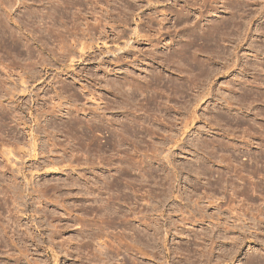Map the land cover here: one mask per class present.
<instances>
[{"label": "rangeland", "instance_id": "obj_1", "mask_svg": "<svg viewBox=\"0 0 264 264\" xmlns=\"http://www.w3.org/2000/svg\"><path fill=\"white\" fill-rule=\"evenodd\" d=\"M128 263L264 264V0H0V264Z\"/></svg>", "mask_w": 264, "mask_h": 264}, {"label": "bare ground", "instance_id": "obj_2", "mask_svg": "<svg viewBox=\"0 0 264 264\" xmlns=\"http://www.w3.org/2000/svg\"><path fill=\"white\" fill-rule=\"evenodd\" d=\"M61 106V105H60ZM162 200V199H161ZM95 203H96V201H95ZM144 209V208H143ZM109 210V209H108ZM106 211V210H105ZM139 212V211H138ZM196 212V211H195ZM141 213V212H140ZM138 214V213H137ZM144 215V214H143ZM204 216V215H203ZM141 220V219H140ZM158 224V223H157ZM138 228V227H137ZM52 237V236H51ZM222 238V237H221ZM101 251V250H100ZM99 251V252H100ZM213 251V250H212ZM211 253V252H210ZM104 254V253H103ZM203 256H205V259L206 258H209V254H205V255H203ZM104 257V256H103ZM203 258V257H202ZM131 263H133V262H131ZM208 263V262H207ZM129 264V263H128Z\"/></svg>", "mask_w": 264, "mask_h": 264}]
</instances>
